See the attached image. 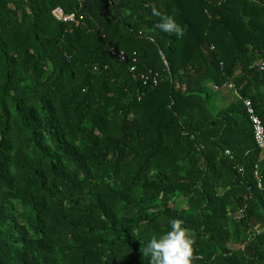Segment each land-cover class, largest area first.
I'll use <instances>...</instances> for the list:
<instances>
[{
    "label": "trees",
    "instance_id": "obj_1",
    "mask_svg": "<svg viewBox=\"0 0 264 264\" xmlns=\"http://www.w3.org/2000/svg\"><path fill=\"white\" fill-rule=\"evenodd\" d=\"M259 62L264 0H0V264H150L172 219L191 264H264Z\"/></svg>",
    "mask_w": 264,
    "mask_h": 264
},
{
    "label": "clouds",
    "instance_id": "obj_2",
    "mask_svg": "<svg viewBox=\"0 0 264 264\" xmlns=\"http://www.w3.org/2000/svg\"><path fill=\"white\" fill-rule=\"evenodd\" d=\"M154 15L159 16L161 18V23L158 25V27L162 31L170 33V34H174L178 37L183 35V28L175 20L174 17L170 15L162 14L161 12L157 10H154ZM262 63L264 62H259L260 67ZM225 86H228V87H225ZM225 86L223 87L222 90H226V89L233 90L230 85H225ZM214 89L216 90L217 88L214 87ZM234 95L237 97L235 93ZM244 106H245V103H244ZM246 113L248 115V120L251 124L247 109H246ZM251 129H252V134H253L252 124H251ZM253 140H254V136H253ZM254 144H255V147L258 150H260L256 146L255 140H254ZM225 154L228 155L229 153L225 152ZM255 166H254V171H255ZM243 215H244V208L240 209L238 213H232L230 216L233 219H241ZM182 225H183L182 220L172 219L170 221L169 231H167L163 235H160L159 237L154 236L148 241L146 245V252L150 256V264H191L190 258L193 252V249H192L193 241L191 239V236L189 235L188 229L183 227Z\"/></svg>",
    "mask_w": 264,
    "mask_h": 264
},
{
    "label": "built area",
    "instance_id": "obj_3",
    "mask_svg": "<svg viewBox=\"0 0 264 264\" xmlns=\"http://www.w3.org/2000/svg\"><path fill=\"white\" fill-rule=\"evenodd\" d=\"M54 16L60 20L62 18L63 21H71L72 18L71 17H62V14L59 10H56L53 12ZM118 57L122 60L123 59V53L121 52ZM135 60V59H133ZM261 69L264 68V63L261 64ZM131 71L134 70V68L132 67L130 69ZM141 79L143 80H147V77H145L144 75L141 76ZM153 83L155 84L156 83V80L153 79ZM225 87H228V86H225ZM230 87V86H229ZM231 88V87H230ZM245 107L247 109V112L249 114V119L251 121V124H252V128H253V136H254V140H255V143H256V146L261 150L263 151L264 150V128H263V125L261 123V121L256 117V115L254 114V111H253V108H252V104H251V101L249 99H246L245 100ZM258 166L256 165L255 166V171H254V177L255 179L257 180V186L259 188H261V178L260 176L258 175Z\"/></svg>",
    "mask_w": 264,
    "mask_h": 264
},
{
    "label": "crops",
    "instance_id": "obj_4",
    "mask_svg": "<svg viewBox=\"0 0 264 264\" xmlns=\"http://www.w3.org/2000/svg\"><path fill=\"white\" fill-rule=\"evenodd\" d=\"M233 96L235 97L233 90H221L219 92V97L216 96L215 100L213 101V108L216 110L223 108Z\"/></svg>",
    "mask_w": 264,
    "mask_h": 264
}]
</instances>
